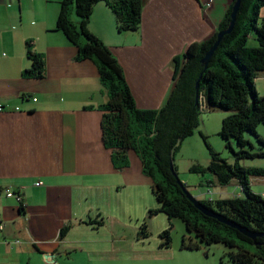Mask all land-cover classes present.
Masks as SVG:
<instances>
[{"label": "crops", "instance_id": "obj_1", "mask_svg": "<svg viewBox=\"0 0 264 264\" xmlns=\"http://www.w3.org/2000/svg\"><path fill=\"white\" fill-rule=\"evenodd\" d=\"M60 1L0 0V264H231L225 252H202V243L138 237L159 206L152 180L134 150L116 167L103 146L98 106L107 94L95 64L75 60L76 47L56 29ZM232 1L142 0L139 28L119 32L101 0L88 28L111 48L136 106L158 109L173 86L174 58L210 38ZM70 18L79 20L73 8ZM28 44L44 57L40 79L22 75ZM6 187L23 203L6 197ZM148 223L155 233L169 225L163 212Z\"/></svg>", "mask_w": 264, "mask_h": 264}, {"label": "trees", "instance_id": "obj_2", "mask_svg": "<svg viewBox=\"0 0 264 264\" xmlns=\"http://www.w3.org/2000/svg\"><path fill=\"white\" fill-rule=\"evenodd\" d=\"M98 1L101 0H61L56 29L62 31L76 47L75 60L89 59L97 68L107 94V101L98 106L102 111L101 138L103 146L111 150L113 164L125 166V152L132 149L142 161L143 172L152 180V191L159 206L148 210L138 237L148 238V219L157 212H163L170 222L159 234L161 245H170L171 219L180 218L186 231L198 238L193 240L183 236L182 248L197 249L201 243L221 242L232 248L225 253L231 264H264V195L251 190L249 184L250 176H264V168L245 167L237 161L228 163L212 151L202 134L211 160L207 166L193 164L189 168L195 173H212L219 185L236 180L244 195L199 200L231 223L256 234L251 239L236 228L199 211L183 193L169 167L170 154L174 158L182 140L192 135L198 124V115L203 110L216 108L229 111L222 118L219 134L229 149H232L230 139L235 140L240 147L234 152L237 159L264 156V138L256 132L257 125L264 123V94L257 93L255 86V79L264 72V17L260 15L264 0H240L233 29L222 37L204 70L200 59L215 41L216 33L227 27L233 1L210 38L186 45L182 55L173 60V86L158 109L136 106L111 48L89 30V17ZM103 1L111 8L119 32L139 28L142 0ZM71 8L79 17L77 23L70 18ZM250 35L254 36L256 46L248 45ZM26 55L31 64L22 75L35 79L44 77L43 55L33 50L30 44ZM197 79L199 85L195 100ZM245 131L254 133L262 145L260 151L243 149L247 143Z\"/></svg>", "mask_w": 264, "mask_h": 264}, {"label": "rangeland", "instance_id": "obj_3", "mask_svg": "<svg viewBox=\"0 0 264 264\" xmlns=\"http://www.w3.org/2000/svg\"><path fill=\"white\" fill-rule=\"evenodd\" d=\"M252 40V38L248 39V45L256 46L257 43ZM256 91L260 95L264 94L263 79H257ZM228 113L229 111L219 108L203 110L198 115V124L194 127L192 135L182 140L179 148L174 154L173 164L175 166L177 176L181 182L185 184L189 193L195 197L204 195V197L209 198L210 196L211 198L216 199L244 195V193L241 192L240 186L234 179L225 185H219L216 183V179L212 173L207 171L201 174L191 172L189 170L193 164H199L202 166H207L209 164L211 160V153L205 143V140L212 151L215 152L219 158L225 159L228 163L232 164L237 161L240 165L245 167L264 168V156L242 157L237 159L234 152L238 151L240 147L236 144L235 140L230 139L232 149H229V147L226 146V140L221 137L219 131L221 128L222 118ZM256 132L259 136L264 138V123L257 125ZM201 134L205 136V140L202 138ZM244 137L247 140V143L243 149L249 152H258L262 149V145L257 140L254 133L245 131ZM210 180L211 183H209ZM249 184L251 190L264 195V176H250ZM207 190L209 191L207 192ZM167 222L168 224L170 222L168 217ZM171 223L172 229L170 235L174 242L180 241L182 239V235H186L188 239L189 235L193 239H198L194 236V234L186 231L185 224L180 218H172ZM159 234L160 232L155 233L150 230L149 237H156L159 236ZM201 248L203 250L202 252H208V256L210 257L211 255L219 257L224 252L226 253L228 250L232 249L221 242H215L211 245L202 244Z\"/></svg>", "mask_w": 264, "mask_h": 264}, {"label": "water", "instance_id": "obj_4", "mask_svg": "<svg viewBox=\"0 0 264 264\" xmlns=\"http://www.w3.org/2000/svg\"><path fill=\"white\" fill-rule=\"evenodd\" d=\"M239 5H240V0H233L232 6H231V11H230V20L228 22L227 27L216 33L215 41L213 42V44L209 47V49L204 53V55L200 59V62L203 65V70L207 67L209 60H210L214 50L218 46L219 42L221 41L222 37L225 34L229 33L233 29V26H234L235 20H236V15H237V12L239 9ZM198 85H199V79H197L195 82V100L197 98ZM169 167H170V170H171L173 176L176 178L177 183L181 187L183 193L187 196V198L194 204V206L199 211H201L206 216L215 218L216 220H218L221 223H224L226 225H229V226L236 228L239 232H241L242 234H244L245 236H247L251 239L255 238L256 234L248 231L245 228H241L240 226H238L236 224L231 223L230 221H228L226 219L225 216L215 212L212 209L207 208L204 204L201 203V201L198 198H196L195 196H193L192 194L189 193L185 184L183 182H181V180L177 176V173L174 169L173 155L172 154H170Z\"/></svg>", "mask_w": 264, "mask_h": 264}, {"label": "built area", "instance_id": "obj_5", "mask_svg": "<svg viewBox=\"0 0 264 264\" xmlns=\"http://www.w3.org/2000/svg\"><path fill=\"white\" fill-rule=\"evenodd\" d=\"M32 99L36 100L35 97H33ZM15 109L18 110L19 108L16 107ZM2 110H4V108H3L2 105H0V112ZM40 184H41V182L39 180L35 182V185H40ZM3 194L6 197L14 198L18 202V204H22L23 203V196H22V194L19 191H15V190L11 189L10 187H6V188L3 189ZM3 226H4V223L0 219V231L3 229Z\"/></svg>", "mask_w": 264, "mask_h": 264}]
</instances>
